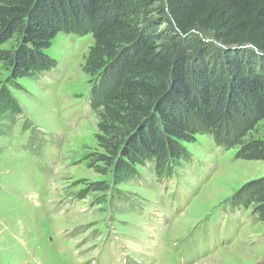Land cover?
<instances>
[{"label": "rangeland", "instance_id": "obj_1", "mask_svg": "<svg viewBox=\"0 0 264 264\" xmlns=\"http://www.w3.org/2000/svg\"><path fill=\"white\" fill-rule=\"evenodd\" d=\"M92 44L58 33L54 66L15 83L0 63V94L18 105L0 113V264H264V220L238 196L264 161L198 134L161 175L147 161L116 177L96 140L99 79L83 70ZM243 139L263 140L264 118Z\"/></svg>", "mask_w": 264, "mask_h": 264}, {"label": "trees", "instance_id": "obj_2", "mask_svg": "<svg viewBox=\"0 0 264 264\" xmlns=\"http://www.w3.org/2000/svg\"><path fill=\"white\" fill-rule=\"evenodd\" d=\"M58 33L93 37L83 70L99 79L96 140L116 177L147 161L161 175L198 134L264 161V139H243L264 118V0H0V46L10 45L0 63L12 83L54 66ZM3 99L0 113L18 110L8 91ZM244 187L239 200L264 220V177Z\"/></svg>", "mask_w": 264, "mask_h": 264}]
</instances>
